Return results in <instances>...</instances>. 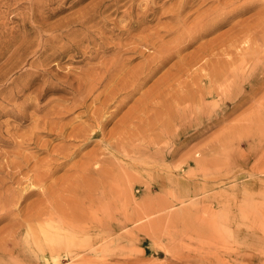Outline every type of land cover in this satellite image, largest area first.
Wrapping results in <instances>:
<instances>
[{"label":"rangeland","instance_id":"obj_1","mask_svg":"<svg viewBox=\"0 0 264 264\" xmlns=\"http://www.w3.org/2000/svg\"><path fill=\"white\" fill-rule=\"evenodd\" d=\"M173 1L0 0V264H264V63L261 66L257 65L258 61L264 62V29L260 27L262 25L259 24V21L255 20L256 17H253V14L262 7L261 4L243 15L229 18L225 24L223 23L213 32L201 36L196 32L193 34V37L196 38L191 43L184 46L177 55L170 56L159 67H155L156 70L154 69L152 74L145 78L143 74L136 76V84L132 86L135 88L133 92L116 94L117 96L107 103L103 113L104 117L102 116L97 124L88 117L93 109L100 107L99 104L104 100L105 95L109 94L110 89L118 85L115 83L120 82L116 80L115 83H112L116 67H113L115 70L111 69L103 73L104 64L107 63L106 66L109 67L110 61H119L121 58L125 64L124 71L125 69L126 71L137 69L148 58V55L152 57L158 53L163 41L165 43L178 36V32L176 35V32L164 31L171 21L162 12ZM260 1L264 4V0ZM150 2L156 5L164 3V8L162 11L156 9L153 12L154 17L146 14L145 19L136 24L133 23V27L128 32L119 31L117 34L116 29H121L120 27L127 24L129 16L130 18L137 16L140 9ZM210 5L211 3L203 4L198 7L197 11L188 7L184 11L188 15V19L181 28L188 27L194 18H200L203 11ZM248 16L249 18L246 19V23H249L248 26L246 23L240 24V21ZM113 24L117 28L112 29ZM232 26L235 28L230 30ZM243 27L249 29H247V34ZM258 27L262 28V33ZM140 29H144V36L134 46H131V49H125L118 53L120 50L118 51L112 46L114 41L132 42L133 40L130 41V38L139 35ZM239 32H243L241 36L243 38L245 36L247 42H241L239 46L248 47V54L245 55L248 58L246 59L244 56V62L238 60L241 56L233 55L235 50L231 48H228L229 51L221 56L216 52L215 45L202 54L203 57L210 56L212 61L206 63L202 59L198 63H194L196 58H192V55L197 53L195 49L199 45L209 42L212 37H217L216 43L217 40L227 41ZM252 35H255L256 39ZM261 35L263 37L259 38ZM151 42L154 43L153 47L150 45ZM116 54H120V57L118 58L119 55ZM198 55L200 56L199 52ZM180 57H185L186 61L190 60L186 68L183 67L185 64L178 62ZM231 57L236 58L231 67L229 69L227 67L226 70L236 71L235 74L238 78L234 74L227 81L219 79L217 70L220 69L219 64L224 63L215 60L219 58L229 60ZM103 62L105 63L103 64ZM98 63L103 70L95 69L94 66L98 67ZM245 65L246 67H244ZM89 67L91 68L88 69ZM215 67L216 69H214ZM212 70L216 72H212L214 73L211 76L213 81L210 82L203 75L212 74L210 72ZM91 71L96 72V76L93 73L91 76ZM100 72L105 75L103 76ZM97 74L101 75L99 76L101 79L97 77ZM200 75L203 76L202 80H200ZM173 77L184 80L185 84L181 82L180 85H177L178 80ZM172 79L176 81L173 83ZM104 83L107 86L103 87ZM91 85L95 87L92 88ZM209 85L216 89L217 94H205L202 97L201 95L185 96L187 91L199 89L204 91ZM162 86H165L166 93L162 92L163 96L159 97L157 94L162 90ZM89 87L92 89L91 91L88 90ZM167 88H171V90L169 91ZM103 90L104 94L101 95L100 92ZM82 93L84 98H82ZM98 93L100 96L95 99ZM147 103L149 109L145 110ZM154 103L170 106L169 110L177 106L180 107L176 108L179 114L176 115L170 126L162 125V120L154 116L157 109L161 110ZM62 106L69 111L60 115L59 110L63 108ZM117 106L119 107L116 108ZM158 111L157 113H159ZM252 111V115L248 114ZM110 113H112L111 117ZM244 114L245 119H242ZM252 116L256 118H252ZM45 117L48 122L43 124L42 121ZM139 118H142V122ZM245 120L248 122L245 123ZM240 121L242 124L239 125ZM235 123L239 126H235ZM247 123L250 125L248 126ZM147 124L150 125L147 126ZM253 124L257 126L255 129ZM243 125L250 127L245 126L246 129L252 131L247 130L248 132H246L244 129L245 133H243L242 129H238ZM63 126L65 129L61 130ZM83 126L84 129H87V135L92 134L85 143L82 139L69 136V132L78 131ZM230 131L234 136H242L238 140L236 136L229 134ZM119 132L121 135L124 134L123 137L117 136L120 135ZM222 133H228L229 135L227 134L226 137L228 136L229 139L223 137L225 134L222 136ZM257 134L258 136H256ZM115 137L122 138L124 141L128 139L127 142L130 141L129 143L133 146L132 150H140L139 153L134 154L133 157L131 155L130 158H125L107 146L108 151L103 144L107 140L108 142L116 141ZM223 138L225 143H223ZM231 139H233L232 143ZM150 140L153 141L146 155L147 143ZM66 144H71V147L65 149ZM97 148H100L102 153ZM91 150L95 151L92 153ZM66 153H70V155L68 156ZM87 153L96 158L103 155L107 157V163L101 165L103 171L116 170L118 172L120 169L124 179L119 171V173L116 172L118 175L114 178L115 183L112 180H107L110 183L106 182L105 175L104 178L96 175L95 180L90 178V180L83 179L85 182H81L83 181L80 179L83 175L82 165L90 157ZM96 153H100V156ZM44 161L48 168L49 166L52 168L55 164L58 165L56 170L47 175L37 172L38 167ZM50 162L52 166L48 165ZM115 164L118 166L117 169L116 166H113ZM125 172L127 173L125 174ZM133 173L136 177L133 176ZM128 175H131L132 178ZM35 176L36 180L37 176L39 179L45 177V183L43 182L41 187L38 186L39 182L34 180ZM71 176L73 178H70ZM99 177L104 180L101 181L102 179H98ZM65 178L69 180L66 181ZM71 180L73 183H69ZM124 180H127L126 184ZM128 180L131 186L127 187ZM65 181L69 185L67 183L66 185ZM116 183V188L111 190L112 185L114 187ZM129 183L128 185H130ZM54 184L56 185L54 186ZM105 185L109 186L107 193H105ZM85 186L92 194L85 192L88 191ZM118 187L121 190L123 188L122 193H119L122 196L116 194L119 192ZM78 188H82V192ZM41 189L52 192L47 191L48 193L45 195ZM59 189L61 190L58 193ZM179 190L180 192H178ZM54 191H56L55 195ZM79 192L84 193L83 195L87 198L82 197ZM76 193L80 196L78 197ZM112 193L114 194L112 195ZM107 194L109 196L111 194V197H108ZM56 195L58 198L55 197ZM44 196L47 200L42 198ZM75 196L76 200H71V197L75 199ZM60 198H64L66 201L62 199L61 202ZM117 198L119 199L117 200ZM53 199L54 201L57 199L56 202ZM161 199H164V203ZM111 200L112 202L109 203ZM165 201L169 202V205L171 203V206L167 204L168 207H165ZM45 202L46 205L41 204ZM141 203L144 205L146 203L149 205L147 207L151 209L145 208ZM159 204L163 208L159 209L160 207H157ZM60 205L64 207L61 208ZM122 205L128 206L127 208L123 206L124 213L120 210ZM136 205H139V211L143 209L142 214L135 209L138 208ZM52 206L58 208L53 210ZM75 206L78 210L74 209ZM36 207L37 210L39 207V212L43 213L38 214ZM80 207L82 210H79ZM68 208L71 210L70 213ZM152 208L153 211H150ZM46 210H50L51 214ZM56 210L58 212L65 211L55 215ZM144 210L150 211V214L147 215ZM85 211L88 216L83 215ZM173 211L176 214H171ZM180 211L183 212V217ZM45 212L48 214L47 217L46 214L44 215ZM91 212H94V215ZM79 214L84 217L81 219ZM27 215L29 218H34L29 220ZM59 215L61 218L63 217L60 221ZM71 215L77 216L82 220V223L79 219L75 222V218ZM137 215L139 218L136 217ZM141 215H143L142 218ZM155 215L158 218H155ZM85 216L90 222V227L89 223L84 221ZM123 216L130 217L131 220L123 218ZM49 218H52L54 222H48ZM94 218L98 223L93 221ZM149 219L151 221L154 219L153 223ZM165 220H168L167 224H165ZM65 222L67 224L74 222L72 225H77L73 227L71 224L70 226L62 225ZM149 223H151L150 230L147 225ZM133 224H135V230ZM37 228L42 229L41 232L38 233ZM80 228L82 230L86 228V232L80 231ZM132 228L133 230H131ZM63 229L66 230L64 231L66 233H63ZM82 232H85L84 235ZM131 232L134 236L131 235ZM68 233L73 238L67 239ZM43 234L46 236L45 239ZM9 240L12 244L8 242Z\"/></svg>","mask_w":264,"mask_h":264},{"label":"bare ground","instance_id":"obj_2","mask_svg":"<svg viewBox=\"0 0 264 264\" xmlns=\"http://www.w3.org/2000/svg\"><path fill=\"white\" fill-rule=\"evenodd\" d=\"M148 1V0H147ZM154 1V0H153ZM206 3H211V5L210 6H208V8L206 9V10H204L203 11V14H202V16L200 17V18H198V17H196V18H194L191 22H190V25L188 26V27H185L184 29L183 28H181L182 26H184V24H185V22H186V20L188 19V15L187 14H185V12L184 11H186V9L188 8V7H191V8H193V10L194 11H197L198 10V7H201V5H203V4H206ZM259 4H261L262 5V7L261 8H259V10H257V13H255V14H253L252 16L253 17H256V19L255 20H258L259 21V24L260 25H262V26H260V27H263V29H264V4H262V2L260 1V0H174L172 3H170L169 4V6L167 7V9L165 10V11H163L162 13H164V14H166L165 16L167 17V18H170V25L168 26V28L166 27V29L164 30L165 32L167 31L168 33L169 32H176L175 34L177 35V32H178V36H176V37H174V38H172V39H169L168 41H166L165 43H164V41H163V43H162V40L160 39V42L163 44L161 47H160V49L158 50V53L155 55H153L152 57H150V55H148L147 57L148 58H146L145 60H144V62L141 64V66H139V67H137V69H131V70H129V71H126V69H125V71L123 70V68L125 67V64H124V62H123V60H121V58L119 59V61H115V60H113L112 62L110 61V64H109V67H107L106 66V64H104L105 62H103V64L105 65V70H103L102 68H101V66H99V63H98V67H97V65L96 66H94V67H96L95 69H98V70H103V73H105V72H108L109 70H111V69H114L115 70V68H113V67H116V70H115V75H113L112 76V83H115L116 82V80H118V81H120L119 83H115V84H118L116 87H112L113 89H110V91H109V94L108 95H105V98H104V100L99 104V106L100 107H98V108H96V109H93L92 110V112H90V114L88 115V117H89V119H91L92 121H94L95 122V124H97L99 121H100V119H102V116H103V113H104V109H105V107L107 106V103H110L113 99H114V97L115 96H117L116 94H118L119 92H123L124 94H129V93H131V92H133V90H135V88L134 87H132V86H134L135 84H136V76H138V75H140V74H143V76H144V78L145 77H147V76H149L150 74H152V72H154L156 69H155V67H159L161 64H163L167 59H169V57L170 56H173V55H177L182 49H183V47L184 46H186V45H188L189 43H191V41L194 39V38H196V37H193V34H195L196 32H198L199 33V36H201V35H203V34H206V33H209V32H213V31H215L216 29H218V27H220V25H222L223 23L225 24L227 21H228V19L229 18H231V17H234V16H240V15H243V14H245L246 12H248L249 10H252V9H255V8H257V7H259V6H261V5H259ZM119 6V5H118ZM143 6H144V4H143ZM129 7V6H128ZM164 8V3H162L161 5H156L155 3H149V4H146L143 8H139L140 9V11H139V13H138V15L137 16H135L134 18H130V16H129V18H128V22H127V24H124V26L123 27H120L121 29H118L117 28V26L115 25V24H113V28L112 29H114V28H117L116 30L118 31V33L117 34H119V31H122V32H128V30L131 28V27H133V23H137V22H139V21H142V20H144L145 18V16H146V14H150V15H153V12L156 10V9H161V11H162V9ZM127 11V10H126ZM122 12H124V11H122ZM158 13V12H157ZM122 15V14H121ZM120 15V16H121ZM129 15H130V12H129ZM155 15V14H154ZM154 15H153V17H154ZM127 16V15H126ZM123 17V16H122ZM157 17V16H156ZM155 17V18H156ZM247 18H249V16L248 17H246L245 19H243V20H241L240 22V24H245L246 23V19ZM118 19H121V18H118ZM132 19H134V20H132ZM234 19V18H233ZM254 20V19H253ZM261 20V21H260ZM248 21V20H247ZM252 23H253V21H252ZM118 24V23H117ZM247 24H249V23H246V26H248ZM258 24V25H259ZM232 25V24H231ZM234 25V24H233ZM239 25V24H238ZM251 25V24H250ZM257 25V26H258ZM235 26H237V25H235ZM235 26H232L231 28H230V30H232L233 28H235ZM244 26V25H243ZM252 26V25H251ZM257 26H255V28H257ZM240 27H242V26H240ZM245 27V26H244ZM243 27V28H244ZM260 27H258V28H260ZM111 28V27H110ZM242 28V29H243ZM241 29V28H240ZM245 30H246V34L248 33L247 32V29L246 28H244ZM238 30H239V28H238ZM244 30V31H245ZM249 30V29H248ZM255 30H258V29H255ZM260 30H262V28H260ZM143 31H144V29H140V33H138L139 35H137L135 38L134 37H131L133 34H130L131 36H127V37H131L130 38V41L131 40H133L132 42H115L114 41V43H113V47L114 48H116L119 52L118 53H120L121 51H124L125 49H127V50H129V49H131L132 47L131 46H134L135 44H136V42L138 41V40H140L144 35H143ZM243 31V32H244ZM253 32H254V30H252ZM139 32V31H138ZM242 32V33H243ZM258 32V31H257ZM263 32V30L260 32V33H262ZM241 32H239V33H236L234 36H232V35H230V36H232L230 39H228L227 41H224V40H217V43L215 42L216 41V39H217V37H212L211 38V40H209V42H207V43H205L204 45H199L195 50H196V54L195 55H192V58H196V60H195V62L194 63H198L199 61H201L202 59L204 60V62H206V63H208L209 61H212V59H211V57L210 56H208L207 55V57H203L202 56V54L203 53H205L206 51L205 50H207L208 48H210V49H212L215 45V49H216V52L218 53V54H221V56H223V54L225 53V52H227V51H229V49L228 48H231V49H234L235 51L233 52V55H237L236 57H239V56H241V58L240 59H238L239 61L241 60V62L243 61V57L246 55V54H248L247 52H248V47H245V45L244 46H242V47H240L239 45L241 44V42H246L245 40V36H244V38L241 36V34H242ZM250 34L252 33V32H249ZM254 34V33H253ZM245 35V34H244ZM257 35H258V33H257ZM247 36V35H246ZM252 36H254L253 38L254 39H256V36L255 35H252ZM251 36V37H252ZM259 36V35H258ZM263 36H264V34H263ZM262 35H261V37H259V38H262L263 37ZM249 38L250 40L252 39V38ZM80 38V37H79ZM85 38V37H84ZM108 38V37H107ZM258 38V39H259ZM264 38V37H263ZM106 39V38H105ZM128 39V38H127ZM243 39V40H242ZM249 39H247L249 42H250V40ZM110 40V39H109ZM105 41V40H104ZM129 41V40H128ZM262 41V40H261ZM260 41V42H261ZM263 41H264V39H263ZM112 42V41H111ZM248 42V43H249ZM254 42H255V40H254ZM257 42H259V41H257ZM108 43V42H107ZM116 43V44H115ZM161 43H160V45H161ZM247 43V42H246ZM261 43H263V42H261ZM243 44V43H242ZM254 44H256V43H254ZM253 44V47L255 46ZM258 44V43H257ZM264 44V43H263ZM262 44V45H263ZM150 45H152V47H153V45H154V43H150ZM150 45H146V46H150ZM168 45H170V46H168ZM206 45V46H205ZM258 46V45H257ZM260 47V46H259ZM264 47V46H263ZM262 48V47H261ZM249 49H250V47H249ZM260 49V48H259ZM82 50V49H81ZM250 51V50H249ZM198 52H199V54H200V56L198 55ZM261 52H262V50H261ZM253 54V53H252ZM257 54H258V52H257ZM117 56H118V58L120 57V54H116ZM255 55V54H254ZM253 55V56H254ZM191 56V55H190ZM249 56V55H248ZM258 56V55H257ZM113 57V56H112ZM236 57H231V59H229V60H224L223 58H219V59H217V60H215V61H220V62H222V63H224V64H219V67H220V69L219 70H217V76H218V78L220 79V78H222L223 80H225V81H227L229 78H232L233 76H234V74H235V72L236 71H233V70H226L227 69V67H228V69H229V67H231V65H232V63H233V61H234V59L236 58ZM246 57V56H245ZM261 57H262V55H261ZM111 58V57H110ZM185 57H180L179 58V61L178 62H180V64H185V65H183V67H185L186 68V66H188V64H189V62H190V60L189 61H186L185 59H184ZM248 57H246V59H247ZM113 59V58H112ZM255 59V58H254ZM253 59V60H254ZM259 59V58H258ZM106 60H108V59H106ZM111 60V59H110ZM109 61V60H108ZM238 61V62H239ZM100 63H101V61H99ZM244 62V61H243ZM254 62V61H253ZM264 62L263 61H258V64L257 65H262ZM117 66H116V65ZM94 65V64H93ZM115 65V66H114ZM251 65H252V63H251ZM89 66H91V65H89ZM239 66V65H238ZM93 67V66H92ZM107 67V68H106ZM225 67V68H224ZM241 67V66H240ZM244 67H246V65L244 66ZM263 67V66H262ZM74 68V67H73ZM91 67H89L88 69H90ZM242 68V67H241ZM248 68V67H247ZM256 68V67H255ZM258 68V67H257ZM67 69V68H66ZM94 69V68H93ZM155 69V70H154ZM214 69H216V67L214 68ZM243 69V68H242ZM242 69H240V70H242ZM246 69V68H245ZM70 70V69H69ZM77 70V69H76ZM92 70V69H91ZM84 71V70H83ZM213 71H215V70H212V71H210L211 73L213 72ZM247 71V70H246ZM79 72H81V71H79ZM95 72V71H94ZM216 72V71H215ZM227 72H228V74H227ZM65 73V72H64ZM93 72L91 71V73H90V75L92 74ZM96 73V72H95ZM95 73H93V74H95ZM101 73V72H100ZM85 74V73H84ZM99 74V73H98ZM97 74V75H98ZM102 74V73H101ZM214 73H212V74H210V73H207L206 75H203L204 77H205V79H207L208 81H210V82H212L213 80H212V78H211V76L213 75ZM227 74V75H226ZM103 75V74H102ZM105 75V74H104ZM103 75V76H104ZM202 75H200V80H202ZM236 75V74H235ZM241 75H242V73H241ZM245 75V74H244ZM62 76H64L63 74H62ZM92 76V75H91ZM94 76H96V74L94 75ZM94 76H93V78H94ZM99 76H101V75H98L97 77L99 78ZM109 76H111V75H109ZM170 76V75H169ZM177 76V75H176ZM216 76V75H215ZM237 76V75H236ZM84 77V76H83ZM88 77V76H87ZM86 77V78H87ZM177 77H179V76H177ZM66 78V77H65ZM171 78V77H170ZM176 77H173V79H175ZM217 78V77H216ZM237 78H238V76H237ZM243 78V77H242ZM249 78V77H248ZM64 79V78H63ZM88 79V78H87ZM95 79H97V78H95ZM99 79H101V78H99ZM173 79H172V81H173ZM246 79V78H245ZM176 80H178V82L176 83L177 85H180L181 84V82L182 83H184L185 84V81L184 80H179L178 78H176ZM176 80H174V81H176ZM244 80V79H243ZM89 81V80H88ZM92 81H94L93 79H92ZM108 81V80H107ZM174 81H173V83H174ZM215 81H216V79H215ZM239 82V81H238ZM237 82V83H238ZM87 83H89V82H87ZM109 83V82H108ZM216 83V82H215ZM214 83V84H215ZM79 84V83H78ZM84 84V83H83ZM85 84H86V82H85ZM92 84V83H91ZM105 84V83H104ZM90 85V84H89ZM163 85V84H162ZM105 86H107L106 84L103 86V87H105ZM110 86V85H109ZM109 86H108V88H109ZM186 86V85H185ZM75 87H77V86H75ZM91 87L92 88H94L95 86H92L91 85ZM165 87V86H164ZM163 86L161 87L162 88V90L160 91V89H158L160 92H159V94H157V95H159V97L160 96H163V93H166V88H164ZM203 87V86H202ZM201 87V88H202ZM158 88V87H157ZM214 88V87H213ZM211 88L210 87V85H209V87L207 88V89H205L204 91L202 90V89H199V90H197V91H194V90H190V91H187L186 92V95L185 96H193V97H195V96H197V95H201V97H202V95H205V94H208V95H212V94H214V93H216L217 94V92H216V89L214 88ZM78 89V88H77ZM79 89H80V87H79ZM106 89V88H105ZM175 89H177V88H175ZM88 90H92V89H90V87H89V89ZM167 90H171V88H167ZM85 91H87V90H85ZM153 92V91H152ZM163 92V93H162ZM172 92H174V93H176L175 91H173L172 90ZM101 93V95L102 94H104V90L102 91V92H100ZM100 93H98V95L95 97V99H98L99 98V96H100ZM178 93V92H177ZM83 94V93H82ZM157 97V96H156ZM184 97V96H183ZM70 98V97H69ZM79 98V97H78ZM82 98H84V94H83V97ZM117 98V97H116ZM185 98V97H184ZM74 99V98H73ZM76 99V98H75ZM80 99V98H79ZM187 99V98H186ZM78 100V99H77ZM121 100H122V98H121ZM149 100V99H148ZM152 100V99H151ZM81 101V100H80ZM191 101H193V100H191ZM120 102V101H119ZM148 102V101H147ZM150 102V101H149ZM153 104V103H152ZM151 104V105H152ZM115 105V104H114ZM150 105V106H151ZM154 105L155 106H157L158 108H160L161 110L160 111H158V109H157V111L159 112V113H157V111H156V114L154 115L155 117H157V118H159V119H161L162 120V125H164V126H170V123L175 119V117H176V115L177 114H179L178 112V108H180V107H174L172 110L170 109L169 110V107H167V106H164V104L163 103H161L160 105H156V103H154ZM146 108H145V110H147V109H149L148 107H149V104L147 103L146 105ZM153 106V105H152ZM63 107V106H62ZM119 106H117L116 108H118ZM156 107V108H157ZM64 108V107H63ZM61 109V110H59V114L61 115L63 112L65 113V112H68L69 110L68 109H66V107L64 108V109ZM70 109H71V107H70ZM155 110V109H154ZM188 110V109H187ZM251 110V109H250ZM250 110H248V111H250ZM113 111V110H112ZM116 111V110H115ZM181 111V110H180ZM107 112H109V111H107ZM186 112V111H185ZM251 112V111H250ZM250 112H248V114H250V115H252L253 114V111H252V113H250ZM255 112V111H254ZM247 113V112H246ZM255 113H257V112H255ZM56 114H57V112H56ZM146 114V113H145ZM67 115V114H66ZM247 115V114H246ZM250 115H249V119H250ZM65 116V115H64ZM106 116V115H105ZM109 116L111 117L112 116V113H110L109 114ZM143 116H145V115H143ZM245 116V114L243 115V117ZM255 116H257L256 114H255ZM104 117V116H103ZM145 118V117H144ZM154 118V117H153ZM240 118V117H239ZM238 118V119H239ZM248 118H246L247 120H248ZM252 118H256V117H253L252 116ZM139 119H141V122H142V118H139ZM182 119V118H181ZM241 119V118H240ZM242 119H245V117L244 118H242ZM242 119H241V121H242ZM48 119H47V117H45L44 118V120L42 121L43 122V124H45V123H47L48 121H47ZM106 120V119H105ZM247 120H245V123H246V121ZM255 120V119H254ZM130 121V120H129ZM240 121V122H241ZM249 121V123H250V121H251V119L250 120H248ZM247 121V122H248ZM253 121V120H252ZM258 121V120H257ZM41 122V121H40ZM149 122V121H148ZM147 122V123H148ZM151 123H152V121H150ZM243 122H244V120H243ZM132 123V122H131ZM145 123V122H144ZM237 123H238V121H237ZM245 123H243V124H245ZM252 123H254V122H252ZM256 123V122H255ZM258 123V122H257ZM140 124V123H139ZM158 124V123H157ZM240 124H242V122L241 123H239V125ZM248 124V123H247ZM150 125V124H149ZM148 124H147V126H149ZM161 125V126H162ZM172 125V124H171ZM234 124H232V126H233ZM237 124L235 123V126H236ZM239 125H237V126H239ZM250 124H248V126H249ZM257 125V124H256ZM264 125V124H263ZM262 125V126H263ZM130 126V125H129ZM229 126V125H228ZM228 126H226V127H228ZM244 126V125H243ZM242 126V127H243ZM246 126V125H245ZM238 127V129H242L243 130V133H245V131H244V129H246V127H248V126H246V127ZM253 126H254V124H253ZM259 126V125H258ZM139 127H140V125H139ZM151 127H152V125H151ZM234 127V126H233ZM233 127H232V129H233ZM257 126H254V129L256 128ZM62 128H63V130L65 129L64 128V126L63 127H61V130H62ZM142 128V127H141ZM140 128V129H141ZM170 128V127H169ZM235 128H237V127H235ZM234 128V130H236ZM248 128H250V127H248ZM151 129V128H150ZM149 129V130H150ZM225 129V128H224ZM223 129V130H224ZM228 129V128H227ZM254 129H253V132H254ZM98 130V129H97ZM229 130V129H228ZM231 130V129H230ZM248 129H246V132H248V131H252V130H248ZM87 129L85 128L84 129V126H83V128H81V129H78V131H74V132H69L68 134H69V136H71V137H73V138H79V139H82V141L84 140V142L83 143H85L86 142V140L88 139V138H90L91 137V135L92 134H89V135H87ZM154 131V130H153ZM227 131V130H226ZM237 131V130H236ZM98 132V131H97ZM152 132V131H151ZM167 132V131H166ZM224 132V131H223ZM92 133V132H91ZM120 133V132H119ZM128 133V132H127ZM238 133V132H237ZM241 133V132H240ZM251 133V132H250ZM223 134H225V136H223ZM228 133H222V136L223 137H226V135H227ZM229 134H232V132L230 131V133ZM228 134V135H229ZM124 135V134H123ZM123 135H121V133H120V135H117L118 137H120V136H122L123 137ZM135 135V134H134ZM133 135V136H134ZM137 135V134H136ZM220 135V134H219ZM253 135V134H252ZM262 135V134H261ZM260 135V136H261ZM128 136V135H127ZM232 136H234L233 134H232ZM236 136V139L238 138V140H239V138L242 136H240V137H237V135H235ZM234 136V137H235ZM244 136V135H243ZM246 136V135H245ZM256 136H258V134L256 135ZM136 137H138V136H136ZM221 137V136H220ZM252 137V136H251ZM124 138H125V136H124ZM127 138V137H126ZM131 138V137H130ZM153 138V137H152ZM217 138H218V140H219V136L217 135ZM226 138H228V136L226 137ZM232 138V137H231ZM229 139V138H228ZM235 139V140H236ZM105 140V139H104ZM114 140V139H113ZM115 140L116 141H114V142H108V140L106 141V143H104L103 145L105 146V148L107 149V146H108V148L109 149H114L113 151H116L117 153H118V155H120L121 157H125V158H130V156L132 155V157H133V155L134 154H136V153H139V151H137V150H132L133 149V146H132V144L131 143H129V142H127L128 141V139L126 140L125 139V141L122 139V138H120V139H117L116 137H115ZM227 140V139H226ZM244 140V139H243ZM148 141V140H147ZM147 141H145V143H147ZM153 140H150L147 144H148V146L147 145H144L145 147L147 146V149H146V155H147V153H148V151H149V148H150V144H151V142H152ZM231 141H233V139H231L230 140V142ZM242 141V140H241ZM236 143H237V141H235ZM83 143H82V145H83ZM143 143V142H142ZM141 143V144H142ZM223 143H225L224 142V138H223ZM223 143H222V145H223ZM232 143V142H231ZM69 147H71V144H66L65 146H64V148L65 149H67V148H69ZM152 147V146H151ZM217 147V146H216ZM219 147H220V145H219ZM254 148V147H253ZM252 148V149H253ZM103 149V148H102ZM251 149V148H250ZM97 150H100V148L98 149L97 148ZM108 150V149H107ZM92 151V150H91ZM95 151V150H94ZM94 151H92V153L94 152ZM101 151V153H102V150H100ZM99 151V152H100ZM109 151V150H108ZM158 151V150H157ZM63 152V150L61 151V153ZM68 152V151H67ZM72 152V151H71ZM96 152H98V151H96ZM154 152V151H153ZM162 152V151H161ZM164 152V151H163ZM215 152V151H214ZM110 153H112V152H110ZM116 153V154H117ZM152 153V152H151ZM216 153H218V152H216ZM249 153H251V152H249ZM88 154V156H90V154L89 153H87ZM97 154V153H96ZM95 154V155H96ZM99 154V155H98ZM97 155L98 156H100V153H98ZM114 154H115V152H114ZM155 154V153H154ZM66 155H70V153L68 154V153H66ZM97 156V157H98ZM107 156V155H106ZM116 156V155H115ZM152 156H153V153H152ZM207 156V155H206ZM146 157V156H145ZM159 157V156H158ZM87 158V157H86ZM111 158V157H110ZM110 158H108V160H111ZM144 158V157H143ZM143 158H141V159H143ZM147 158H149V157H147ZM162 158H163V156H162ZM107 157H105L104 155L102 156V157H98V158H96V157H93V156H90V157H88V160L84 163V161H83V165H82V168H81V170H82V176H81V178L80 179H84V180H90V178L92 179V180H95L94 178L96 177L97 178V176H102L103 178H104V175H105V179H106V182H108L107 180H112V181H114V178H116V175H118L117 173H119V171H120V175L123 177V173H121V170L119 169L118 170V172L116 171V170H110V171H106V172H104L103 171V169H102V167H101V165H104L105 163H107ZM164 159V158H163ZM213 159H215V158H213ZM85 160V159H84ZM147 160V159H146ZM159 160H160V157H159ZM132 161V160H131ZM151 161V160H150ZM153 161V160H152ZM151 161V162H152ZM213 161H215V160H213ZM47 162V161H46ZM78 162V161H77ZM117 162V161H116ZM136 162V161H135ZM160 162V161H159ZM112 163V162H111ZM119 163V162H118ZM117 163V164H118ZM47 164V163H46ZM74 164H76V163H74ZM73 164V165H74ZM110 164V163H109ZM108 164V165H109ZM113 164H114V162H113ZM131 164V163H130ZM155 164V163H154ZM159 164V163H158ZM161 164V163H160ZM163 164V166H164V163H162ZM48 165H51V162H50V164H48ZM112 165V164H111ZM39 166V165H38ZM44 166H46L47 167V165H45V161L43 162V164H40V166L38 167V170H37V172H41L40 174H44V175H47V174H51V172L53 171V170H56L55 168H56V166H58V165H54L52 168H50V166H49V168L47 167H44ZM52 166V165H51ZM74 166H76V165H74ZM98 166V167H97ZM113 166H116V164L115 165H113ZM121 166V165H120ZM97 167V168H96ZM123 167V166H122ZM72 168V167H71ZM116 169L118 168V166H116L115 167ZM114 168V169H115ZM120 168V167H119ZM143 168V167H142ZM75 169V168H74ZM79 169V168H78ZM77 169V170H78ZM123 169H125V168H123ZM72 171H75V170H72ZM69 172V171H68ZM75 172H77V171H75ZM117 172V173H116ZM128 172V171H127ZM127 172H125V174L127 173ZM130 173V172H129ZM128 173V174H129ZM69 174H70V172H69ZM74 174V173H73ZM77 174V173H76ZM75 174V175H76ZM124 174V175H125ZM167 174V173H166ZM78 175H79V173H78ZM77 175V176H78ZM97 175V176H96ZM131 175H132V173H131ZM131 175H128V177H130V178H132L131 177ZM170 175H172V174H170ZM67 176V175H66ZM65 176V177H66ZM133 176H134V173H133ZM158 176V175H157ZM32 177V176H31ZM69 177V176H68ZM75 177V176H74ZM80 177V176H79ZM102 177H99L98 179H102ZM117 177H120V176H117ZM134 177H136V176H134ZM160 177V176H159ZM162 177V176H161ZM167 177H170L169 175H167ZM37 178L39 179V176H37ZM70 178H73L72 176L70 177ZM75 178H77L78 179V177H75ZM74 178V179H75ZM126 178V177H125ZM158 178V177H157ZM166 178V177H165ZM172 178V177H171ZM186 178V177H185ZM36 180V176H35V181H38L39 183H38V186H40L44 181H45V177H41L39 180ZM66 179V178H65ZM68 179V178H67ZM67 179H66V181H67ZM79 179V180H80ZM120 179V178H119ZM123 179H124V177H123ZM170 179V178H169ZM33 180V181H34ZM48 180V179H47ZM69 180V179H68ZM81 181V182H85V181ZM104 179H102L101 181H103ZM117 180V179H116ZM133 180V179H132ZM138 180V179H137ZM156 180V179H155ZM164 180V179H163ZM171 180V179H170ZM30 181H32V180H30ZM34 181V182H35ZM49 181V180H48ZM65 181V184L67 183L68 184V182H66ZM75 181V180H74ZM78 181V180H77ZM77 181L75 182L76 184H77ZM100 181V180H99ZM100 181V182H101ZM125 181V184H126V182H127V180H124ZM134 181V180H133ZM132 181V182H133ZM135 181H136V179H135ZM140 181H141V179H140ZM160 181V180H159ZM172 181V180H171ZM63 182V181H62ZM72 182V180L69 182V183H71ZM79 182V181H78ZM89 182V181H88ZM87 182V183H88ZM97 182V181H96ZM96 182H94L95 184H96ZM116 181H114L113 183H115ZM119 182H121V181H119ZM118 182V183H119ZM130 181L128 180V183H129ZM138 182H139V180H138ZM33 183V182H32ZM35 183H37V182H35ZM45 183V182H44ZM73 183V182H72ZM108 183H110V182H108ZM124 183V182H123ZM128 183H127V187L128 186H131V184L130 185H128ZM161 183V182H160ZM164 183V182H163ZM181 183H184V182H181ZM50 184H52V183H50ZM66 184V185H67ZM75 184V186H76V188H77V185ZM98 184H99V182H98ZM101 184H102V182H101ZM103 184H106V183H103ZM134 184V183H133ZM132 184V185H133ZM136 184V183H135ZM162 184V183H161ZM175 184V183H174ZM34 185H36V184H34ZM43 185V184H42ZM56 184H54V186H55ZM65 185V186H66ZM69 185V184H68ZM73 185V184H72ZM79 185V184H78ZM84 185H85V183H84ZM89 185L91 186V184L89 183ZM89 185L87 186V184H86V186L87 187H89ZM109 185V184H108ZM111 185V184H110ZM109 185V186H110ZM119 185V184H118ZM185 185V184H184ZM37 186V185H36ZM62 186V185H61ZM64 186V187H65ZM86 186H85V189L86 190H88V191H85V192H90L89 191V189H87L86 188ZM103 186V185H102ZM109 186H107L106 187V185H105V188L103 187V189H105V193H107L108 192V190H109ZM116 186H117V183L116 184H114V187H113V185H112V187H111V190H112V188H116ZM122 186V185H121ZM163 186V185H162ZM178 186V185H177ZM41 187V186H40ZM46 187V186H45ZM44 187V188H45ZM52 187V186H51ZM79 187V186H78ZM81 187H82V185H81ZM184 187V186H183ZM47 188V187H46ZM59 188V187H58ZM57 188V189H58ZM61 188H63V187H61ZM66 188V187H65ZM68 188H69V186H68ZM71 188V187H70ZM90 188H93V187H90ZM102 188V187H101ZM119 188V187H118ZM117 188V189H118ZM122 188V187H121ZM123 188H124V185H123ZM123 188H122V190H123ZM49 189H51V188H49ZM53 190L55 189L54 187L52 188ZM56 189V190H57ZM72 189H73V187H72ZM79 189V188H78ZM102 189V192L104 191ZM125 189V188H124ZM42 190V189H41ZM61 189H59L58 190V193H59V191H60ZM63 190V189H62ZM69 190V189H68ZM71 190V189H70ZM74 190V189H73ZM80 191L82 190V188H80L79 189ZM107 190V191H106ZM114 190V189H113ZM121 189L119 188V192H116V194L118 193V195H121L122 196V194H119V193H122V190L120 191ZM126 190V189H125ZM181 190V189H180ZM180 190L178 191V192H180ZM45 191H46V189H45ZM44 190H42V193L43 194H45L46 195V193H48L49 191H51V190H47L46 192H45ZM117 191V190H116ZM130 191V190H129ZM146 191H147V189H146ZM172 191V190H171ZM41 192V191H40ZM52 192V191H51ZM64 192L66 193V191H65V189H64ZM67 192H69V191H67ZM75 192H76V190H75ZM78 192V191H77ZM82 192V191H81ZM81 192H79V193H81ZM111 192H113V191H111ZM55 193H56V191H54V195H55ZM64 193V194H65ZM91 193V192H90ZM89 193V194H90ZM129 193V192H128ZM130 193H131V191H130ZM173 193V192H172ZM41 194V193H40ZM61 194V193H60ZM63 194V193H62ZM67 194V193H66ZM65 194V195H66ZM68 194H70V193H68ZM72 194V193H71ZM82 194V193H81ZM84 194V193H83ZM82 194V197L84 196V198L86 197L85 195H83ZM86 195H87V193H85ZM92 194V193H91ZM94 194V193H93ZM114 193H112V195H113ZM115 194V197L117 196ZM51 195V194H50ZM50 195H48V196H50ZM53 195V196H54ZM75 195V194H74ZM73 195V196H74ZM76 195H77V193H76ZM128 195V194H127ZM126 195V196H127ZM131 195V194H130ZM154 195V194H153ZM156 195V194H155ZM53 196H52V198H53ZM59 196V195H58ZM69 196V195H68ZM70 196H72V195H70ZM72 196V197H73ZM78 196V195H77ZM80 196V195H79ZM78 196V197H79ZM87 196H89V195H87ZM107 196L108 197H111V194H110V196H109V194H107ZM123 196H125L124 195V193H123ZM166 196V195H165ZM164 196V197H165ZM55 197H57V195L55 196ZM63 197V196H62ZM65 197V196H64ZM67 197V196H66ZM65 197V198H66ZM71 197V200H76V196H75V199L74 198H72ZM114 197V196H113ZM115 197H114V200H116L115 199ZM128 197H130V196H128ZM128 197H127V199H128ZM157 197V196H156ZM163 197V198H164ZM42 198H45V196L44 197H42ZM47 198H49V197H47ZM51 198V199H52ZM58 198V197H57ZM68 198H70V197H68ZM84 198H82V200H84ZM87 198V197H86ZM124 198V197H123ZM123 198H122V201H123ZM145 198V197H144ZM152 198H154V197H152ZM46 199V198H45ZM61 199V198H60ZM62 199H64V198H62ZM62 199L60 200L61 202H62ZM78 199V198H77ZM119 198H117V200H118ZM124 199H126V198H124ZM132 199V198H131ZM131 199H129L130 200V202H131ZM165 199V198H164ZM163 199V200H164ZM47 200V199H46ZM49 200V199H48ZM57 200V199H56ZM56 200L54 201V199H53V201L54 202H56ZM65 201H66V199H64ZM68 200H70V199H68ZM81 200V201H82ZM151 200V199H150ZM153 200V199H152ZM158 200V199H157ZM156 200V201H157ZM162 200V199H161ZM162 200V201H163ZM52 201V200H51ZM50 201V202H51ZM59 201V200H58ZM64 201V202H65ZM79 201V200H78ZM80 201V202H81ZM86 201H87V199H86ZM86 201L84 202V205L86 204ZM104 201H106V200H104ZM122 201H120L121 202V204H122ZM145 201H146V199H145ZM154 201V200H153ZM152 201V202H153ZM156 201H155V203H156ZM79 202V203H80ZM89 202V201H88ZM93 202V201H92ZM92 202H90L91 203V205H92ZM112 202V200L109 202V203H111ZM118 202V201H117ZM124 202H125V200H124ZM123 202V203H124ZM136 202V201H135ZM142 202V201H141ZM144 202V201H143ZM53 203V202H52ZM51 203V204H52ZM68 203V202H67ZM67 203H66V205H67ZM157 203H159V201H157ZM163 203H164V201H163ZM169 203V202H168ZM166 201H165V207H168V206H171V203H170V205L168 204ZM41 204H44V205H46L47 203L45 202V203H41ZM48 204H49V201H48ZM58 204H60V203H58ZM63 204V203H62ZM65 204V203H64ZM72 204V203H71ZM82 204V203H81ZM81 204H78V205H80L81 206ZM89 204V203H88ZM94 204V203H93ZM106 204H108V202H106ZM117 204V203H116ZM125 204V203H124ZM130 204V203H129ZM137 204H139V203H137ZM141 204H143L144 205V203H141ZM140 204V205H141ZM167 204H168V206H167ZM50 205V204H49ZM49 205H47V206H49ZM77 205V204H76ZM109 205V204H108ZM163 206H164V204H162ZM59 206V205H58ZM61 206V205H60ZM63 206V205H62ZM62 206H61V208H62ZM68 206H70V205H68ZM74 206V205H73ZM94 206V205H93ZM93 206H91V208H93ZM123 206H125L126 208L128 207L127 205H122V207H121V211H123L122 213H124V211L125 210H123L124 209V207ZM137 207L139 206V205H136ZM135 206V207H136ZM145 208L147 207V206H149V205H147L146 203H145ZM152 206V205H151ZM40 207V206H39ZM38 207V210H37V207H36V212H38V214L39 213H41V212H39V208ZM53 207V210L54 209H56V208H58V207H55L54 208V206H52ZM52 207H51V209H52ZM64 207V206H63ZM78 207V206H77ZM81 207H84V206H81ZM80 207V208H81ZM89 207H90V205H89ZM89 207H88V209H89ZM110 207V206H109ZM133 207V206H132ZM131 207V208H132ZM134 207V208H135ZM153 207V206H152ZM159 209H161V208H163V207H161L160 206V204H159V206H157ZM164 207V208H165ZM42 208V207H41ZM46 208H48V207H46ZM60 207H59V211H60V209H61ZM70 208V207H69ZM67 209L68 210V212L70 213L71 212V210L70 209ZM76 208V206L74 207V209ZM79 208V210H82V208L80 209ZM85 208H86V206H85ZM123 208V209H122ZM125 208V209H126ZM142 207L140 206V209H141ZM148 209H151V208H149V207H147ZM44 209V208H43ZM77 210H78V208H76ZM84 209V208H83ZM94 209V208H93ZM135 209H137L138 210V212L140 213L141 211H143V209L141 210V211H139V207L138 208H135ZM155 209V208H154ZM158 209V210H159ZM70 210V211H69ZM72 210H73V208H72ZM84 210H86V209H84ZM90 210V209H89ZM88 210V211H89ZM112 210V209H111ZM137 210H135V212L136 213H138L137 212ZM170 210V209H169ZM33 211V210H32ZM49 212H50V210H48ZM47 210H46V212H48ZM63 212L65 211V210H62ZM62 211L61 212H58L57 210L55 211V215H56V213H58V214H60V213H62ZM87 211V210H86ZM85 211V214H83V215H86V216H88L87 215V212ZM91 211V210H90ZM145 211V210H144ZM150 211H153V208H152V210H150ZM150 211L148 212V211H145V212H147L146 214L148 215V214H150ZM155 211H157V209H155ZM175 211V210H174ZM174 211L171 213V214H173L174 213ZM183 211V210H182ZM31 212V211H30ZM46 212L44 213V215L46 214ZM75 211H73V214H75L74 213ZM76 212H78L79 213V211H76ZM84 212V211H83ZM112 212V211H111ZM145 212H143V213H145ZM179 212V211H178ZM181 212V211H180ZM43 213V212H42ZM68 213V214H69ZM80 213H81V211H80ZM91 213H93V215H94V212H91ZM90 213V214H91ZM96 213H97V210H96ZM113 213V212H112ZM126 213V212H125ZM131 213H132V211H131ZM153 213V212H152ZM34 214V213H33ZM50 214H51V212H50ZM67 214V215H68ZM82 214V213H81ZM90 214H89V216H90ZM133 214V213H132ZM131 214V215H132ZM135 214V213H134ZM141 214H142V212H141ZM163 214H164V212H163ZM174 214H176V212L174 213ZM173 214V215H174ZM180 214V213H179ZM181 216L183 217V212H181ZM30 215V214H29ZM47 215L48 214H46V217H47ZM65 216V214H62V216ZM66 215V216H67ZM77 215V214H76ZM98 215V214H97ZM100 215V214H99ZM109 215H110V213H109ZM113 215V214H112ZM125 215V214H124ZM130 215V214H129ZM160 215V214H159ZM169 215V214H168ZM172 215V216H173ZM28 216V215H27ZM30 216H33V215H30ZM37 216V215H36ZM52 216V215H51ZM60 216V218H59V221H60V219L62 220V218H61V215H59ZM70 216V215H69ZM71 216H73V218H75L74 220H75V222H76V220L77 219H79L77 216L75 217L74 215H71ZM79 216H80V214H79ZM85 216V218L86 219H84V221L86 220L87 222H88V219H87V217ZM133 216V215H132ZM142 216L143 215H141V218H142ZM50 217V216H49ZM81 217V216H80ZM84 217V216H83ZM83 217H81V219L83 218ZM94 217V216H93ZM100 217V216H99ZM98 217V218H99ZM126 216H123V218H125ZM135 217V216H134ZM137 218H139L138 217V215L136 216ZM169 217V216H168ZM171 217V216H170ZM173 217H175L176 218V216H173ZM177 217H178V215H177ZM34 218V217H33ZM33 218H29V216H28V219L30 220V219H33ZM67 218V217H66ZM73 218H68V219H73ZM88 218H90V217H88ZM97 218V219H98ZM101 218V217H100ZM99 218V219H100ZM111 218H113L112 216H111ZM122 218V217H121ZM127 218H129L130 220H131V218L130 217H126V219ZM153 218V217H152ZM155 218H158V217H156V215H155ZM160 218V217H159ZM164 218H166V217H164ZM68 219H66V220H68ZM98 219V220H99ZM65 220V221H66ZM101 220V219H100ZM138 220V219H137ZM150 220V219H149ZM154 219H152V221H153ZM157 220V219H156ZM176 220V219H175ZM184 220V219H183ZM34 221V220H33ZM57 221V220H56ZM55 221V222H56ZM69 221V220H68ZM71 221V220H70ZM78 221V220H77ZM79 221L82 223V220H80L79 219ZM85 221V222H86ZM93 221H97L96 220V218H94L93 219ZM92 221V222H93ZM108 221V220H107ZM124 221H125V219H124ZM151 221V220H150ZM151 221V223H153ZM162 221V220H161ZM168 221V220H167ZM166 220L164 221L165 222V224H167L166 222H167ZM173 221V220H172ZM178 221H179V218H178ZM31 222V221H30ZM29 222V223H30ZM48 222H50V223H52V222H54L53 221V219L52 218H49L48 219ZM62 222V221H61ZM64 222V221H63ZM86 222V223H87ZM113 222V221H112ZM127 222V221H126ZM125 222V223H126ZM174 222V221H173ZM177 222V221H176ZM66 223V222H65ZM65 223H62V225H69L70 226V222H69V224H65ZM74 222H72V224H73ZM80 223V224H81ZM89 224V227L91 226L90 225V222H88ZM94 223H96V222H94ZM97 223H98V221H97ZM131 223V222H130ZM139 223V222H138ZM151 223H149V224H147V225H149L148 227V230H150V228H151V226H150V224ZM157 223V222H156ZM162 223V222H161ZM161 223H159V224H161ZM175 223V222H174ZM71 224V226L73 227L74 225H77V224H74V225H72ZM92 224V223H91ZM158 224V223H157ZM164 224V223H163ZM169 224H172V223H170L169 222ZM93 225V224H92ZM110 225V224H109ZM109 225H107V226H109ZM137 225H139V224H137ZM162 225V224H161ZM33 226V225H32ZM94 226H96V225H94ZM100 226V225H99ZM98 226V227H99ZM134 226H135V224H133V228H134ZM31 227V226H30ZM29 227V228H30ZM37 227V226H36ZM80 227H83V225H80ZM97 227V226H96ZM105 227H106V225H105ZM140 227V226H139ZM159 227H161V226H159ZM32 228H35V227H32ZM40 228V227H39ZM39 228H37L38 229V233L39 232H41V230L39 229ZM66 228V227H65ZM78 228V229H77ZM76 229L77 230H79V227H77ZM108 228V227H107ZM116 228V227H115ZM119 228V227H118ZM133 228L131 229V230H133ZM67 229V228H66ZM89 229V228H88ZM141 229V228H140ZM67 230H70V229H67ZM75 230V229H74ZM85 230H86V228H85ZM84 229L82 230L81 228H80V231H85ZM108 230H110V229H108ZM127 230V229H126ZM130 230V229H129ZM130 230V231H131ZM134 230H135V228H134ZM64 231H66V230H64L63 229V233H66V232H64ZM76 231V230H75ZM89 231H91V230H89ZM29 232H32V231H29ZM35 231H33V233H34ZM86 232V231H85ZM84 232V233H85ZM96 232V231H95ZM110 232V231H109ZM109 232H108V234H109ZM123 232V231H122ZM139 232V231H138ZM43 233H45V232H43ZM71 233L73 234V232H72V230H71ZM83 233V232H82ZM84 233H83V235H84ZM98 233V232H97ZM126 233V232H125ZM152 233V232H151ZM35 234V233H34ZM41 234V233H40ZM81 234V233H80ZM100 234V233H99ZM98 234V235H99ZM112 234V233H111ZM138 234H140V233H138ZM44 235V234H43ZM95 235V234H94ZM126 235V234H125ZM130 235V234H129ZM128 235V236H129ZM131 235H132V232H131ZM75 236V235H74ZM115 236V235H114ZM132 236H134V235H132ZM150 236V235H149ZM35 237V236H34ZM37 237V236H36ZM70 237H72V235H70L69 236V233H68V236H66V238L68 239V238H70ZM86 237H88V236H86ZM109 237V236H108ZM117 237V236H116ZM122 237H124V236H122ZM131 237V236H130ZM42 238V237H41ZM44 239L46 238V236L44 235V237H43ZM73 238V237H72ZM92 238V237H91ZM39 239V238H38ZM100 239H101V237H100ZM130 239V238H129ZM128 239V240H129ZM133 239V238H132ZM131 239V240H132ZM140 239V238H139ZM34 240H36L35 238H34ZM70 240V239H69ZM78 240H80L79 238H78ZM106 240V239H105ZM149 240V239H148ZM134 241V240H133ZM2 242V241H1ZM6 242V241H5ZM9 243H11L12 244V242L9 240L8 241ZM37 242H38V240H37ZM66 242H68L67 240H66ZM71 242H73V240H71ZM70 242V243H71ZM113 242V241H112ZM7 243V242H6ZM35 243H36V241H35ZM39 243V242H38ZM37 243V244H38ZM2 244V243H1ZM83 244H84V242H83ZM3 246V245H2ZM37 246H39V244L37 245ZM85 246V245H84ZM7 247V246H6ZM33 247V246H32ZM35 247H36V245H35ZM86 247V246H85ZM95 247V246H94ZM94 247H92L93 249H95ZM97 247H98V244H97ZM2 248V247H1ZM38 248H40V246L38 247ZM89 248H91L90 246H89ZM109 248V247H108ZM36 249H37V247H36ZM119 249V248H118ZM5 250V249H4ZM7 250V249H6ZM5 250V251H6ZM17 250V249H16ZM37 250H39V249H37ZM120 250V249H119ZM20 251V250H19ZM90 251V250H89ZM88 251V252H89ZM94 251V250H93ZM159 251V250H158ZM9 252V251H8ZM96 252H97V250H96ZM108 252V251H107ZM116 252V251H115ZM106 253V252H105ZM113 253H114V250H113ZM72 254V253H71ZM100 254H101V252H100ZM70 255V254H69ZM93 255V254H92ZM72 256V255H71ZM81 258H83V257H81ZM43 261H45V260H43ZM46 263V262H45ZM132 263V262H131ZM135 264V263H134Z\"/></svg>","mask_w":264,"mask_h":264}]
</instances>
